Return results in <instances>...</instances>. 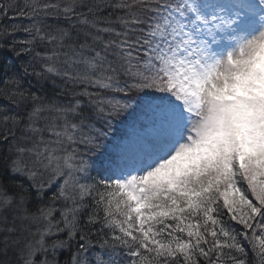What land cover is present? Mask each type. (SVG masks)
I'll use <instances>...</instances> for the list:
<instances>
[{"label":"snow or ice","instance_id":"1","mask_svg":"<svg viewBox=\"0 0 264 264\" xmlns=\"http://www.w3.org/2000/svg\"><path fill=\"white\" fill-rule=\"evenodd\" d=\"M262 43L264 0H0V264H264Z\"/></svg>","mask_w":264,"mask_h":264},{"label":"clouds","instance_id":"2","mask_svg":"<svg viewBox=\"0 0 264 264\" xmlns=\"http://www.w3.org/2000/svg\"><path fill=\"white\" fill-rule=\"evenodd\" d=\"M248 63L250 72L255 74L250 91L256 95H264V43L258 45Z\"/></svg>","mask_w":264,"mask_h":264},{"label":"trees","instance_id":"3","mask_svg":"<svg viewBox=\"0 0 264 264\" xmlns=\"http://www.w3.org/2000/svg\"><path fill=\"white\" fill-rule=\"evenodd\" d=\"M0 103H3V101H0ZM125 131L124 125L117 124L114 126L113 131L111 133L112 137H118ZM249 255L251 256V252L249 251Z\"/></svg>","mask_w":264,"mask_h":264}]
</instances>
